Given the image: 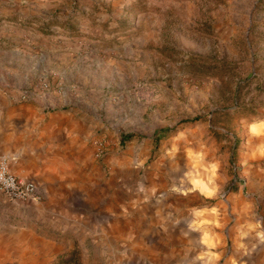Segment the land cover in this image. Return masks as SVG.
<instances>
[{"label":"rangeland","instance_id":"obj_1","mask_svg":"<svg viewBox=\"0 0 264 264\" xmlns=\"http://www.w3.org/2000/svg\"><path fill=\"white\" fill-rule=\"evenodd\" d=\"M59 8L51 17L61 29L38 34L58 41L45 66H67L66 77L20 91L47 82L46 106L92 123L95 198L107 188L202 185L219 198L245 185L250 152L264 139V0H60ZM0 197L23 226L32 204ZM75 257L81 264L86 255Z\"/></svg>","mask_w":264,"mask_h":264},{"label":"crops","instance_id":"obj_2","mask_svg":"<svg viewBox=\"0 0 264 264\" xmlns=\"http://www.w3.org/2000/svg\"><path fill=\"white\" fill-rule=\"evenodd\" d=\"M59 7L60 0H0V154L41 196L22 201L32 204L23 226L0 197V264H77V254L86 255L81 264L99 255L97 264H264L263 138L250 152L256 164H247L245 185L220 189L219 198L205 185L121 187L119 195L107 188L95 198L87 179L92 123L19 98L40 77H66L67 66H45L58 41L38 34L61 29L51 17Z\"/></svg>","mask_w":264,"mask_h":264},{"label":"built area","instance_id":"obj_3","mask_svg":"<svg viewBox=\"0 0 264 264\" xmlns=\"http://www.w3.org/2000/svg\"><path fill=\"white\" fill-rule=\"evenodd\" d=\"M39 89L23 90L19 93L22 100H42L47 97L48 83L43 82ZM10 157L0 154V194L15 201H39L41 199L34 182L20 178L9 169Z\"/></svg>","mask_w":264,"mask_h":264},{"label":"trees","instance_id":"obj_4","mask_svg":"<svg viewBox=\"0 0 264 264\" xmlns=\"http://www.w3.org/2000/svg\"><path fill=\"white\" fill-rule=\"evenodd\" d=\"M161 132H164L163 130H161Z\"/></svg>","mask_w":264,"mask_h":264}]
</instances>
